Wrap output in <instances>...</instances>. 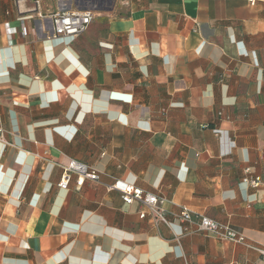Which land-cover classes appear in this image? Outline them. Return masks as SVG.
<instances>
[{"label": "crops", "instance_id": "crops-1", "mask_svg": "<svg viewBox=\"0 0 264 264\" xmlns=\"http://www.w3.org/2000/svg\"><path fill=\"white\" fill-rule=\"evenodd\" d=\"M61 12L91 24L55 37ZM73 159L100 181L59 188ZM247 175L264 180V0H0V264H264ZM183 209L246 244L183 234Z\"/></svg>", "mask_w": 264, "mask_h": 264}, {"label": "built area", "instance_id": "built-area-1", "mask_svg": "<svg viewBox=\"0 0 264 264\" xmlns=\"http://www.w3.org/2000/svg\"><path fill=\"white\" fill-rule=\"evenodd\" d=\"M253 2V0H250ZM92 21L90 12H61L52 16L54 36L76 38L83 34ZM63 175L58 183L61 189H68L73 176L76 177V186L82 187L86 180L100 181V173L97 169L77 160H70L67 165L62 166ZM246 170V174H248ZM246 184L259 188L264 186V180L260 176L244 178ZM109 190H117L126 204L138 202L143 205L149 214L153 216L154 223H165L169 225L166 214L160 206L161 201L155 194L145 193L141 188L132 184L117 183L108 186ZM146 211L140 213V218L147 216ZM176 222L182 227L183 234H210L216 238L235 244H246L247 238L233 229L229 224L221 223L203 215H194L191 211L183 209L177 216ZM264 262V248L255 247Z\"/></svg>", "mask_w": 264, "mask_h": 264}]
</instances>
